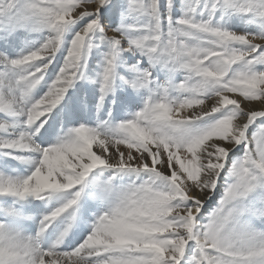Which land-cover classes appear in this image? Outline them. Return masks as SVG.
<instances>
[{
	"label": "snow or ice",
	"instance_id": "snow-or-ice-1",
	"mask_svg": "<svg viewBox=\"0 0 264 264\" xmlns=\"http://www.w3.org/2000/svg\"><path fill=\"white\" fill-rule=\"evenodd\" d=\"M0 264H264V0H0Z\"/></svg>",
	"mask_w": 264,
	"mask_h": 264
}]
</instances>
